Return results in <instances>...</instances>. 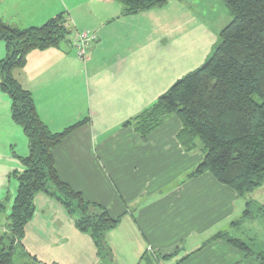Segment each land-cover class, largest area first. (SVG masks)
Segmentation results:
<instances>
[{
  "label": "crops",
  "instance_id": "0c3cea01",
  "mask_svg": "<svg viewBox=\"0 0 264 264\" xmlns=\"http://www.w3.org/2000/svg\"><path fill=\"white\" fill-rule=\"evenodd\" d=\"M21 3L1 19L24 29L67 12L75 29L67 43L29 52L14 76L31 93L50 131L86 119L53 149V157L61 181L120 219L106 235L112 252L107 264L117 257L131 261L124 264H255L212 237L225 231L253 253L263 252L253 227L262 215L231 225L249 196H238L208 172L190 177L203 155L199 146L182 148L179 118L167 117L146 142L132 127H123L206 61L231 20L229 11L218 14L203 0H167L162 8L131 15L114 0ZM78 32L95 35L83 58L73 46ZM5 55L0 41V61ZM28 155L27 138L11 118L10 97L0 90V232L17 189L13 173L23 170L20 160ZM34 204L18 251L27 264H106L57 200L39 193Z\"/></svg>",
  "mask_w": 264,
  "mask_h": 264
},
{
  "label": "trees",
  "instance_id": "16d2710c",
  "mask_svg": "<svg viewBox=\"0 0 264 264\" xmlns=\"http://www.w3.org/2000/svg\"><path fill=\"white\" fill-rule=\"evenodd\" d=\"M114 1L129 15L162 8L167 2ZM220 1L231 20L219 32L218 43L206 61L125 121L123 127H132L146 142L167 117L177 116L182 126L177 139L182 148L193 151L199 146L203 155L190 177L208 172L238 196L247 197L264 183V0ZM70 33L63 13L24 29L0 18V41L6 47L0 61V90L10 97L11 118L22 128L29 146V155L20 160L23 170L13 173L17 189L0 232V264H13L17 250L22 251L24 229L34 214L39 193L57 200L73 216L75 228L90 237L101 263L112 258L106 235L120 219L111 218L105 208L85 200L61 181L54 163L53 149L86 119L61 132L50 131L39 118L31 93L14 76L15 70L25 66L29 52L57 47ZM263 210L248 199L240 218L231 225L251 220ZM212 239H221L246 257H253L255 264H264V251L253 253L246 242L225 231L216 232Z\"/></svg>",
  "mask_w": 264,
  "mask_h": 264
},
{
  "label": "rangeland",
  "instance_id": "374dc122",
  "mask_svg": "<svg viewBox=\"0 0 264 264\" xmlns=\"http://www.w3.org/2000/svg\"><path fill=\"white\" fill-rule=\"evenodd\" d=\"M14 6L22 8L23 6L21 3V0H0V18L3 15H4V17H7V16L11 15L10 13H14V10L11 11V8ZM203 6L204 7H210L213 11L217 12L218 14H220L221 11H223V9H225L224 11H228V9L223 5V3L220 0H210L209 2H208V0H203ZM221 7H224V8H221ZM63 14L66 16L67 12L66 13L64 12ZM226 25H224V27ZM74 33H75V29H73V32L71 31V33L68 34L66 40L61 41L59 44L67 43L68 38H70ZM42 194H44V193H42ZM248 196H249V200H252L255 203H257V205L262 206V204H264V183L261 186L255 188L251 193L248 194ZM259 213L262 216L259 220L254 221L253 227L255 230H257V231H255L257 233V235L255 236V239L257 240V242L259 243L260 241H262L264 243V241L262 240V239H264V230L262 227L263 226L262 222L264 221V219H262L263 215H264V210L259 211ZM261 248L264 249V245L261 246ZM18 251L20 252V250L18 249L16 252V255H14L13 264H27V260L22 259L21 255L19 256ZM112 262H113V264H124L126 262H131V261L123 260V259H120V257L119 258L117 257V258H114L112 260Z\"/></svg>",
  "mask_w": 264,
  "mask_h": 264
},
{
  "label": "built area",
  "instance_id": "2783aa9c",
  "mask_svg": "<svg viewBox=\"0 0 264 264\" xmlns=\"http://www.w3.org/2000/svg\"><path fill=\"white\" fill-rule=\"evenodd\" d=\"M94 40L95 35L86 32H78L73 41L77 56L83 58L86 53V47Z\"/></svg>",
  "mask_w": 264,
  "mask_h": 264
}]
</instances>
